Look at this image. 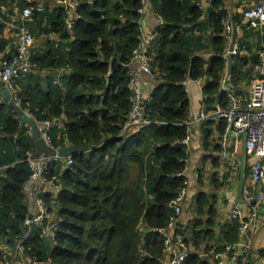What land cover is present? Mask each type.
<instances>
[{
	"label": "trees",
	"instance_id": "1",
	"mask_svg": "<svg viewBox=\"0 0 264 264\" xmlns=\"http://www.w3.org/2000/svg\"><path fill=\"white\" fill-rule=\"evenodd\" d=\"M90 1L78 0L75 13L80 19L72 33L67 32L62 9L28 23L37 21L45 33L55 31L63 43L56 47L51 42L39 51L33 48L37 66L17 81H33L18 92L20 108L0 104V244L5 241L14 248L24 233L28 203L23 185L31 174L26 159L28 154H36V143L30 129L15 115L27 109L37 121H65L62 128L49 131L55 148L88 145L90 149L73 155L70 166L48 169V178L59 188L54 199L50 192L42 196L56 218L54 237L45 234L43 227H35L26 241V255L52 264H165L164 239L157 230L167 225L172 214L169 203L183 187L184 176L179 174L185 170L189 154L182 143L189 134L185 122L191 107L184 82L207 76L204 103L213 97L222 105L227 101L222 89L225 0H212L215 11L204 20L214 30V57L207 69V61L195 55L196 28L204 15L197 0H156L164 24L152 45L156 55L151 66L159 82L147 100L146 111L150 120L165 124H153L129 136L120 132L131 111L129 69L142 40L137 12L141 0H122L121 6L119 0ZM25 5L22 0L20 9ZM11 6V0H0V12ZM117 15L126 19L124 24ZM45 20L48 26L42 27ZM3 29L8 26L0 19V53L6 52L11 38L10 32L3 35ZM31 31L36 38L34 29ZM241 46L244 48L243 43ZM257 61L258 56H237L230 67L228 87L240 92L242 84H249L255 78ZM62 69L66 72L60 75ZM54 71L58 85L55 76L48 74ZM96 90L103 92L102 99ZM215 203L206 195L199 199L197 214L208 219L203 232H196L197 240L200 235L209 237L216 227ZM203 226L200 219L196 227ZM239 227L238 221L223 225L220 241L237 242ZM4 257L0 250V264ZM187 264L199 262L193 256Z\"/></svg>",
	"mask_w": 264,
	"mask_h": 264
},
{
	"label": "built area",
	"instance_id": "2",
	"mask_svg": "<svg viewBox=\"0 0 264 264\" xmlns=\"http://www.w3.org/2000/svg\"><path fill=\"white\" fill-rule=\"evenodd\" d=\"M68 4V15L66 19V28L72 30L80 17L75 13L77 3L66 0H57ZM243 12L242 24L234 21L233 15L228 13L224 20V30L222 37L226 42L224 59L226 61V70L222 79V89L227 93V101L224 105L218 103L208 107L204 103V95L199 100L197 107H190L189 118L185 122L190 128L194 124L208 123L209 120L223 122L224 132L219 142L221 150L214 153V158L230 159L232 165H237V154L242 144H245L246 152L252 156L249 163L250 175L249 181L243 187L242 203L231 198V193L223 194L227 202L225 206L224 217L218 219L216 228L222 229V226L234 221L240 224V238L244 236L250 228L255 229L262 217V207L264 205V193L260 187L264 182V0H252ZM19 14L18 20L5 21L9 27L10 41L7 44L6 51H15L10 57H1L0 53V82L4 89L11 95V102L2 97L0 90V104L12 103L16 108H20L21 99L17 89V81L33 71L37 66L33 61V48L35 38L29 29L28 23L43 13L55 14L57 10L48 7L44 3L31 5L30 0ZM150 0H141V6L138 9L140 20L146 12ZM212 5V0H197L198 9L206 12ZM5 14V13H3ZM250 31L256 36L260 49L257 52L258 61L253 66L255 78L250 84L247 96L228 87L230 78V67L232 61L246 51L241 46L239 33ZM158 29H153L147 35H143L138 48L134 51L132 60H138L141 63L140 69L130 68V88H131V111L126 122L121 128L120 135L129 136L131 133L153 124L163 125V121H152L147 116V98H145L141 75L148 74L153 76L151 66L153 42L157 37ZM61 71L60 75H62ZM54 84H59L58 79ZM22 115L33 118L38 126L42 136L47 143L53 146L49 131L53 127H63L65 121L62 119H52L37 121L27 110H23ZM24 126L31 128L28 124ZM232 141L234 146H231ZM186 147L190 144V136L182 142ZM54 147V146H53ZM187 151L188 148H187ZM73 156L62 157L57 151L55 154H28L26 162L28 163L31 174L23 185V192L28 203L27 216L24 221V233L17 240L14 248L8 245L0 244V250L5 257L3 264H52L51 260L37 262L33 257L26 255V241L33 235L35 227H43L44 233L54 237L56 218L49 211L48 204L43 194L46 189H59L58 185L47 176L48 169L53 165L70 166L73 164ZM188 161V160H187ZM187 167V166H186ZM186 167L179 176H184L183 187L179 190L176 197L169 203L172 214L164 228L157 231L164 239L165 264H187L189 257L193 253L186 240L183 222V206L189 190V179L186 174ZM1 169V167H0ZM55 179V178H52ZM56 197V196H55ZM220 218V217H219ZM184 231V232H183ZM251 246L249 243L242 245L239 242L227 243L216 242L209 252L204 255L210 256L214 264H249Z\"/></svg>",
	"mask_w": 264,
	"mask_h": 264
},
{
	"label": "crops",
	"instance_id": "3",
	"mask_svg": "<svg viewBox=\"0 0 264 264\" xmlns=\"http://www.w3.org/2000/svg\"><path fill=\"white\" fill-rule=\"evenodd\" d=\"M12 6L4 8V16L3 13L0 12V19L3 23L5 21L18 20L19 14L28 3L26 1V5L20 9V3L22 0H11ZM96 0H91L90 3H93ZM31 5H37L39 3H44L48 7H55L59 3L57 0H31ZM253 3L252 0H225L224 13L226 15L228 13L233 15V19L235 22L242 24L243 20V12L244 10ZM122 0H119V5L121 6ZM212 7V5L210 6ZM122 10V8H121ZM59 11V10H58ZM209 13L208 11L204 12L201 21L207 19V15L212 14L214 12ZM68 9L64 12L65 24L68 15ZM207 17V18H206ZM116 19L119 20L121 24H124L126 19L124 17L116 16ZM6 24V23H5ZM164 24V20L159 13V4L156 0L151 1L148 7L146 8L145 14L142 16L140 21V27L143 35L149 34V32L153 29H158ZM7 25V24H6ZM42 27H46L47 21H43L41 24ZM8 26V25H7ZM208 27L203 26V23H200L196 28L195 35L198 36V40L195 42V55L203 57L207 63L205 65L206 69L209 67L212 58L214 57V50L211 46L212 39L214 37V30L212 28L211 23L208 24ZM29 29L35 31L36 38L39 37L38 47L35 50H42L45 47L47 48L50 43H54L56 47L63 43L62 37L60 34L54 32L45 33L38 28L37 21L30 23ZM7 36L9 34L8 29H3V35ZM240 42L243 43L244 50L246 51L242 56L249 57L257 56V52L260 49V45L256 36L253 33H246L243 31L239 33ZM35 38V43L37 39ZM35 45V44H34ZM154 49V46L152 50ZM11 51H6L2 54L1 57H10ZM155 56L156 53L152 51V57ZM141 63L138 60H132L130 64V68L140 69ZM1 68V66H0ZM60 71H65L62 69ZM59 71V72H60ZM58 72V73H59ZM38 72H34V75L37 76ZM49 75L55 76L54 80L57 78V71L48 73ZM43 76L46 74L42 73ZM109 76L105 77L107 80V85L109 84ZM141 83L142 90L145 98L149 99L153 88L156 86L157 81L155 77L142 74L141 75ZM253 81V80H252ZM251 81V82H252ZM25 81L17 83L18 91H21L23 86L29 85L33 81ZM251 82L247 85L242 84L240 93L244 96L248 95L249 87ZM187 92L190 97V102L192 106L197 107L198 102L202 99L203 88L206 84H208V77L203 76L199 79H191L187 78L184 82ZM58 85V84H55ZM42 86H47V81L42 82ZM0 90L3 92L4 85L0 82ZM95 93L101 95V99L103 98V92L100 90H96ZM205 98V97H204ZM218 104L216 97H213L206 105L208 107H212ZM63 120V119H62ZM223 134V125L221 130V122L209 120L208 123L194 124L190 128L189 136H190V144L188 148V161L186 167V174L189 179V190L188 194L183 206V222H184V231L186 235V240L191 247L192 254L190 257H196L198 259L199 264H214L210 256L204 255L205 252H209L212 246L220 241L221 229L214 227L212 229V234L209 237H203L200 235L197 240V233L203 232L205 224L207 222V215L203 217L197 214V206L201 195H206L209 197L211 201L215 200V208L217 210L218 219L224 217L225 213V204L220 203L219 197H224L223 194L226 192L231 193V198L237 200V202L242 203V189L249 181L250 175V167L249 163L252 161V156L247 152L245 154V166L244 169L242 167L243 164V144L239 148V152L237 154L238 163L237 165H232L230 159H221L214 158V153L216 151H220V140ZM231 146H234L232 141H230ZM68 146V145H67ZM261 191L264 193V182L260 187ZM46 193H51V199H54L59 189H46ZM225 201V200H224ZM220 217V218H219ZM203 220V227L197 228L196 225L198 221ZM197 232V233H196ZM222 242V241H220ZM224 242V240H223ZM242 245L247 243L251 246L250 253V263L249 264H264V205L262 207V217L259 218V222L255 229L250 228L247 233L237 241ZM189 257V259H190ZM189 261V260H188Z\"/></svg>",
	"mask_w": 264,
	"mask_h": 264
},
{
	"label": "water",
	"instance_id": "4",
	"mask_svg": "<svg viewBox=\"0 0 264 264\" xmlns=\"http://www.w3.org/2000/svg\"><path fill=\"white\" fill-rule=\"evenodd\" d=\"M209 13L213 11V7H209L207 9ZM120 62V61H119ZM2 97H4L7 101L11 102V95L8 90H4L2 92ZM21 125L24 126L25 124H28L31 128L33 138L36 143V155L41 156L42 154H55L57 151L62 157H69L73 156L76 154L84 153L86 151H89V146H75V145H68V146H63L59 148H55L51 145H49L46 141V139L42 136L41 132L38 129L36 121L28 117L27 115H22L20 118ZM245 154H246V149H245V144H243V164L242 167L244 169L245 163Z\"/></svg>",
	"mask_w": 264,
	"mask_h": 264
},
{
	"label": "bare ground",
	"instance_id": "5",
	"mask_svg": "<svg viewBox=\"0 0 264 264\" xmlns=\"http://www.w3.org/2000/svg\"><path fill=\"white\" fill-rule=\"evenodd\" d=\"M66 1H69V2L72 1V2L78 3V0H66ZM58 3L59 4L57 6L53 7L54 10H60V9H62L64 11H66L68 9V4L67 3H63V2H59V1H58ZM67 32L72 33L73 32V29L72 30L67 29ZM12 50L15 51L14 48H12ZM20 115H21V113H17L15 116L18 118V117H20Z\"/></svg>",
	"mask_w": 264,
	"mask_h": 264
},
{
	"label": "rangeland",
	"instance_id": "6",
	"mask_svg": "<svg viewBox=\"0 0 264 264\" xmlns=\"http://www.w3.org/2000/svg\"><path fill=\"white\" fill-rule=\"evenodd\" d=\"M201 23H205L206 27H207V28H209V27H208V24H209V23H208V21H202ZM37 35H38V34H37ZM37 35H36V37H37ZM36 39H37V42H36V43H35V45H34V46H35V48H37V47H38V44H39V42H40V41H38L39 37H38V38H36ZM217 198L219 199V202H220V203H223V204H225L224 206H226V205H227V202H226V201H224V197H222V198H221V197L217 196ZM1 244H5V245L7 246V244H6V242H5V241H1ZM249 262H250V259H249Z\"/></svg>",
	"mask_w": 264,
	"mask_h": 264
}]
</instances>
